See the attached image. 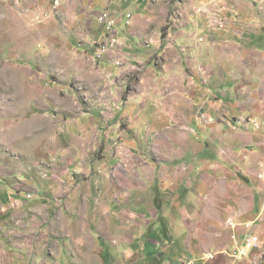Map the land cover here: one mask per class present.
<instances>
[{
	"label": "rangeland",
	"instance_id": "rangeland-1",
	"mask_svg": "<svg viewBox=\"0 0 264 264\" xmlns=\"http://www.w3.org/2000/svg\"><path fill=\"white\" fill-rule=\"evenodd\" d=\"M30 1L20 9L14 0H0V176L15 179L12 184L17 190L30 194L37 190L38 179L52 182L55 202L68 198L67 203L54 205L52 216L60 225L64 215L75 229L84 228L89 248H94L91 235L100 230V216L110 219V214H106L109 209L117 216L112 217L117 228H124L130 215L129 200L136 208L141 203L138 199L145 198V191L140 188L142 179L152 173L149 166L154 164L156 172L161 166L157 152H152L157 150V142L143 141L151 129L154 133V126L149 123L153 117L141 116V111L132 107L134 101L130 97L139 98L143 89H152L156 101L159 92L176 84V76L169 72L158 82L149 75L143 81L149 65L161 71V62L168 58L172 67L173 61L181 59L190 63L191 59L195 61L194 54L198 56L204 48L209 56H216L213 64L221 67V56L229 54L231 73L241 77L242 68L240 83L248 87L246 93L242 90L238 105L247 110L244 118L264 121V40L259 48L254 43H243L258 34L264 37V0H113L117 7L109 1L112 11L109 4L89 11L87 5L92 0H67L52 12L47 11L51 14L42 21L35 18V11H30ZM100 13L116 18L113 33L120 44L115 51L109 50L101 60L94 61L97 41L105 35L96 21ZM128 13L130 17L126 19ZM134 13L148 25L146 30L137 29L130 35ZM121 16L125 27L119 23ZM97 29L99 34L93 37ZM228 32V41L222 42L221 36ZM130 36L138 45L144 42L155 51L148 53L149 58L144 61H133L129 69ZM240 57H245V67L238 65ZM236 115L228 119L236 122ZM245 128L242 131L248 137L253 128ZM228 129L231 136L223 146L232 150V134L236 130ZM255 129L260 135L258 140L263 141V156L245 159L247 170L231 162L232 171L222 176L214 170L192 175L193 187L207 184L204 189H196L194 196L205 203L174 206V219L178 221L169 230L183 235L191 231L195 236L191 253L178 255L174 264H230L237 258V246L247 238L259 236L264 242V176L258 175L262 169L259 164L264 163V131L260 126ZM181 168L184 170L185 165ZM141 171L144 175L140 176ZM186 176L182 171L175 180L177 187L187 188L185 185L190 182ZM20 178L22 181H18ZM132 186L139 190L129 196ZM193 187L183 192L176 189L174 198L182 194L185 199ZM48 210L45 206L34 207L29 213L46 216L50 214ZM29 213L22 210V216ZM16 218L14 214L8 218L9 244L17 236L12 228L23 224L17 223ZM228 218L236 225L228 226ZM183 241L191 245L188 237H183ZM36 250L38 254L46 251ZM250 256L247 258L256 257ZM40 260L39 257L38 264L43 261ZM12 261L10 251L0 252V264H13Z\"/></svg>",
	"mask_w": 264,
	"mask_h": 264
},
{
	"label": "crops",
	"instance_id": "crops-1",
	"mask_svg": "<svg viewBox=\"0 0 264 264\" xmlns=\"http://www.w3.org/2000/svg\"><path fill=\"white\" fill-rule=\"evenodd\" d=\"M29 1L14 0V5L17 2L21 9V5ZM83 1L87 3L89 0ZM109 1L114 7H117V3L115 4L113 0L112 2L111 0H92L87 6L89 11H95L97 8H104L109 4L107 6L111 10L112 6ZM52 2L53 0H33L32 3L31 1L29 3V9H31L30 11H49L52 9ZM66 2L67 0H61L60 6ZM92 4L95 8H92ZM67 10L70 8L67 7ZM132 17L134 23L129 27L130 35L131 31L137 29L146 30L148 24L140 18L139 14L134 13ZM78 19L75 21L79 22ZM119 23L125 27L123 16L120 17ZM229 33L221 36L222 42L228 41ZM98 34L99 30L97 29V33L95 32L92 36L97 37ZM129 39L130 69L133 67V61L148 59V53L155 51V48L151 50L150 46L146 43L143 44L144 42H140V40L141 45H138V41L131 36ZM263 40L264 37L258 34L256 38L243 40V43L245 46L254 43L259 48L262 46L260 44ZM158 43L160 45V41ZM126 44L128 45L127 42ZM140 46L142 49H137ZM208 53L209 51L203 48L201 54L200 50L198 56L194 54L195 61L192 59L189 60L190 63L188 61V63H184L182 59L181 62L173 61V67L169 63V58L165 59L161 62L162 67H164L161 71L157 70V67L149 65L145 73L146 76L142 78L143 81L149 75H153L159 82L162 77H166V73L172 72L175 73L176 84L167 90L164 89L163 93L159 92L156 95L158 98L156 101L152 89L146 91L143 89L141 96H137L139 98L130 97L134 101V104H131L132 107L141 111V116L146 114V116L153 117L149 123L154 126L152 127L154 133L151 129L143 141L145 143L157 142V150L152 152H157L161 166L156 172L155 165L151 164L149 166L152 167L151 175L148 176L145 172L147 177L142 179L143 184L140 188L145 191V198L143 200H141L142 198L138 199V202L141 203L136 204V208L131 206L129 200V220L126 219L127 222L123 224V229L117 228V223L114 221L117 216L113 214L114 211L109 209L106 214H110V219L107 220L106 217L100 216L102 218L99 222L101 224L100 230L98 232L94 230L93 235H91L94 244V248L91 249L86 244L87 236L86 232L83 231L84 228L75 229L69 224V218L64 215L60 217L62 222L60 225L57 218L52 216L55 204H65L68 201V198H65L55 202L52 182L38 179L37 190H35L36 192L33 191L32 195L22 190L18 191L16 186L12 184L15 179L0 176V231H2L0 234V252L7 253L10 251L13 264H38L39 257L41 258L40 261H44L41 264H174L173 261L178 255L188 256L191 253V241L195 238L194 234L191 231L186 235L177 234V232H172L169 229L173 222L178 221L174 219L176 217L174 206H202L205 203L198 201L194 196L196 189H204L207 184L204 182L198 188L193 187L192 175L196 174L197 177L198 174L205 175L214 170L222 176V174L232 171L229 168L231 162L237 163L240 169L247 170L248 162L245 159L254 155L263 156L260 150L263 141L258 140L260 135L256 132L255 127L260 126L264 131V121L260 122L257 118L251 117L249 118L250 121L246 120L244 116L247 110L238 106L240 105V97L248 90L245 83H240L244 74L242 68L240 69L242 72H240L242 74L240 77L238 74L231 73L232 58L229 54L221 56L223 65L219 67L217 64H213L216 63L214 58L216 56H209ZM241 63L244 64L242 67H245V57L238 59V65L241 66ZM237 94L239 95L236 97ZM199 110L206 111L214 118V121L208 124L201 123L198 118ZM231 115L239 117L236 122L228 119ZM214 116L218 117L217 120ZM252 121H256V124ZM245 125L250 129L253 128L248 137L242 131L246 129ZM228 127L236 130L233 132L235 135L232 134L235 139L232 150L229 148L226 150L223 146L229 135L231 136L227 132L229 131ZM193 159L194 161H192ZM181 165H185L184 170H182ZM182 171L187 175V183L188 180L190 182L185 185L187 188L183 189L177 187L175 181L178 176L182 175ZM139 175H144V171L139 172ZM26 180L28 181V179ZM32 180L34 181V179ZM18 181H22V178ZM188 187H193V189L186 193L185 199H182V194L178 195L180 198H174L176 189L179 188L183 192ZM138 190L137 187H129V196ZM110 202L112 205L113 201L110 200ZM42 206L49 209V215L38 217L29 213L32 208H42ZM140 209L142 210L137 211ZM22 210H28L29 214L22 216ZM154 210L157 212L156 215L151 213ZM11 214L17 215V223L23 224L17 227L15 225L12 228L13 233L17 236H15L14 242L9 244L7 239H9L8 233L11 227L7 223ZM138 214L143 220L139 219L141 217H134ZM71 228L72 230H70ZM180 228L181 226H179ZM6 229L9 231L7 232ZM41 233L45 235L44 238ZM183 237H188L190 240L188 244L191 245L187 246ZM38 248H44L46 251L44 254L40 252L38 254L36 250ZM234 253L232 254L233 257H235ZM252 254L256 256L254 259L238 260L235 258L230 264H264V254L261 249L254 250Z\"/></svg>",
	"mask_w": 264,
	"mask_h": 264
},
{
	"label": "built area",
	"instance_id": "built-area-1",
	"mask_svg": "<svg viewBox=\"0 0 264 264\" xmlns=\"http://www.w3.org/2000/svg\"><path fill=\"white\" fill-rule=\"evenodd\" d=\"M57 6H60V0H53L52 9L50 11L52 12V10L56 8ZM33 13L35 15V18L38 21H42L45 15L47 16L48 14H50L47 11H41V10L35 11ZM128 17H130L129 13L126 16V19ZM96 21L99 25H101L104 31V34H105L103 39H100L97 41L98 44L96 46V50H95L94 57H93L94 61L96 60L99 61L106 55V53L109 50L115 51L114 49L118 47V45L120 44V41L117 40V36L113 33L116 27V18H113L110 15L108 16L107 14L100 13L96 17ZM127 23H129V20H127ZM198 118L201 123H205V124H208L214 121V118L210 116L206 111H201L198 114ZM259 166L262 169L258 172V175L260 178H263L264 163L261 162ZM27 196L30 197V195H27ZM227 225L235 226L236 222L228 218ZM256 248L261 249L262 253L264 254V246L262 245L260 237L251 236L247 238L246 240H244L242 244H240V246H237L235 255L238 259L247 258L251 255L253 250H255Z\"/></svg>",
	"mask_w": 264,
	"mask_h": 264
}]
</instances>
